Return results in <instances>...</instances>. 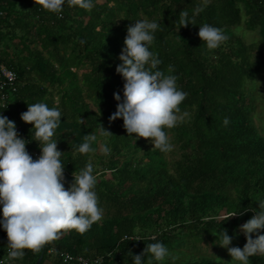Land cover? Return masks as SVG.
I'll use <instances>...</instances> for the list:
<instances>
[{"label": "trees", "instance_id": "16d2710c", "mask_svg": "<svg viewBox=\"0 0 264 264\" xmlns=\"http://www.w3.org/2000/svg\"><path fill=\"white\" fill-rule=\"evenodd\" d=\"M93 3L90 11L65 3L57 14L34 0H0L5 12L0 17V43L11 47L19 39L23 48L0 59V66L11 67L20 79V90L4 116L22 128L28 139L26 150L35 160L32 151L41 155L43 145L34 140V125L23 122L21 114L28 104L57 107L62 115L51 140L63 153L65 189L74 180L73 173L79 174L91 162L93 190L103 210L102 219L83 234L65 232L40 252L25 249L23 258L15 260L37 264L43 255L41 264H45L54 255L57 264H64L59 254L69 252L90 259L103 257L104 264H134L132 257L146 245L160 242L171 249L180 235L217 247L223 229L233 237L232 245L243 248L246 238L239 227L264 201V136L254 123L256 105L248 96L250 85L264 76V0ZM197 6L203 11L195 16V25L181 27L180 12L187 10L191 19ZM244 16L248 30L259 34L255 44L248 45L233 30L242 25ZM137 20L160 25L149 51L161 60L157 69L165 75L168 66H174L171 75L188 93L179 106L188 118L164 129L168 137L173 135L169 142L181 151V159L172 163L166 159L168 152L151 148L135 134L129 136L122 118L109 121L118 103L113 94L119 93L123 100L125 81L116 67L122 63L119 56L127 27ZM204 24L222 29L228 39L208 50L198 36ZM101 126L113 135H104ZM90 133L97 137L90 144L94 151L80 153L84 136ZM104 146L109 154L102 152ZM222 212L242 214L223 221ZM7 246V234L0 230L1 256L8 255ZM149 258L145 255L143 264ZM152 264L177 263L152 259ZM188 264L230 263L203 258ZM249 264H264V255L249 257Z\"/></svg>", "mask_w": 264, "mask_h": 264}, {"label": "clouds", "instance_id": "9594fccd", "mask_svg": "<svg viewBox=\"0 0 264 264\" xmlns=\"http://www.w3.org/2000/svg\"><path fill=\"white\" fill-rule=\"evenodd\" d=\"M34 2L57 14L62 13L65 3L69 7L89 11L94 7L93 0ZM108 6L114 5L110 3ZM201 11L203 7L197 6L189 19L188 11L182 10L179 20L181 27L195 25V16ZM58 18L63 17L60 15ZM159 28L160 25L155 20H137L127 27L125 46L119 56L122 63L116 67V72L125 81L123 100L121 102L119 93L113 94L118 103L109 121L122 118L123 127L129 136L135 134L136 138L150 140L153 148L167 153L172 150L173 145L164 129L174 128L184 122L188 113H181L179 106L188 93L178 88V77L171 75L175 70L174 66H168V75L157 69L161 60L149 51V46L153 44L154 33ZM198 36L206 42L208 50L218 48L228 39L222 29L209 24L199 27ZM61 115L57 107L49 108L45 103L28 104L27 111L21 114L23 122L34 125V140L43 145L40 147L41 155L35 160L27 152L28 141L20 138L15 122L0 115V225L7 234L10 259L23 258L25 249L38 253L46 244L59 239L65 232L75 230L83 234L93 223L102 219L103 210L98 206V197L93 190L96 178L92 174L91 162L79 174L73 173L74 180L65 189L64 164L60 159L63 153L58 150L57 142L51 140ZM223 124H229L227 117ZM101 129L104 135H113L102 126ZM96 139L94 133L85 134V142L78 151H94L90 144ZM101 150L104 154L110 152L106 146ZM259 209H252L256 214L239 227L246 238L243 248L230 247L233 237L228 235L227 229H223L218 245L227 249L232 261L249 264V257L264 255V234H261V230H264V201L259 202ZM238 214L233 212L219 219L227 221ZM129 254L132 255L131 252ZM147 254H150L148 264H152V259L162 261L170 255L164 244L151 243L146 245L142 253L132 257L134 264H143V258ZM177 258L172 257L173 260Z\"/></svg>", "mask_w": 264, "mask_h": 264}, {"label": "rangeland", "instance_id": "374dc122", "mask_svg": "<svg viewBox=\"0 0 264 264\" xmlns=\"http://www.w3.org/2000/svg\"><path fill=\"white\" fill-rule=\"evenodd\" d=\"M104 2L105 0H99ZM246 17L244 16V21L241 26L236 27L234 32L241 36L242 39L248 44H255L259 41V34L257 31H249L246 23ZM248 96L253 100L256 105V112L254 114V123L260 135L264 136V76L257 78V81L250 85L248 88ZM186 117L185 119H187ZM170 140L173 135H169ZM144 139V138H143ZM147 144L153 148V144L150 140H146ZM173 148L167 153L166 159L168 162H174L181 159V151L177 144L171 142ZM154 149V148H153ZM224 212L221 213L220 217L224 216ZM219 217V218H220ZM178 232V231H177ZM230 247H236L230 244ZM170 255L165 257L164 260H171L177 264H188L190 261L195 259H212L230 264H241L239 261H232V257L229 255L227 249L214 246L204 240L195 237H184L182 235L178 236L174 240L173 248L168 249ZM176 256L177 259L173 260L172 257ZM49 261L53 264H57V258L54 255L48 257ZM47 260V261H48ZM49 264V263H47Z\"/></svg>", "mask_w": 264, "mask_h": 264}, {"label": "built area", "instance_id": "2783aa9c", "mask_svg": "<svg viewBox=\"0 0 264 264\" xmlns=\"http://www.w3.org/2000/svg\"><path fill=\"white\" fill-rule=\"evenodd\" d=\"M5 12L0 10V17H3ZM20 90V79L18 73L8 67L7 65L0 66V115L4 116V110L8 107L10 100L16 95ZM16 130L20 138L28 141L26 135H24L23 130L20 126H16ZM28 148V143L26 144V149ZM34 156L38 158L40 153L37 151H32ZM59 259L64 264H104L105 260L103 257H98L95 259H90L82 255L75 256L69 252H62L59 254ZM0 264H11L10 258L8 256H0Z\"/></svg>", "mask_w": 264, "mask_h": 264}, {"label": "crops", "instance_id": "0c3cea01", "mask_svg": "<svg viewBox=\"0 0 264 264\" xmlns=\"http://www.w3.org/2000/svg\"><path fill=\"white\" fill-rule=\"evenodd\" d=\"M22 49L23 48L20 47L19 39H16L13 42V46H11V47L9 45L5 44L4 42L0 43V59L3 58L4 55H7V54L14 55L16 53H19L20 50H22ZM2 65H6V64H2ZM0 219H2V205H0ZM5 256H8V255H5ZM10 261H11V264H21V263L18 262V260H15V259H10ZM47 263L53 264V262L49 261V260L45 262V264H47Z\"/></svg>", "mask_w": 264, "mask_h": 264}, {"label": "water", "instance_id": "95a60500", "mask_svg": "<svg viewBox=\"0 0 264 264\" xmlns=\"http://www.w3.org/2000/svg\"><path fill=\"white\" fill-rule=\"evenodd\" d=\"M1 231H5L3 228H0ZM43 260V255L41 256V258L38 260L37 264H41Z\"/></svg>", "mask_w": 264, "mask_h": 264}]
</instances>
